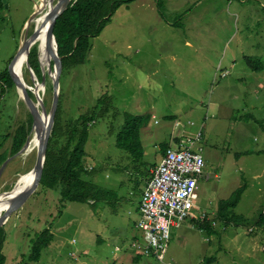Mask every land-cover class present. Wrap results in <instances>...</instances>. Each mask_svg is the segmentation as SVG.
Masks as SVG:
<instances>
[{
  "label": "rangeland",
  "instance_id": "1",
  "mask_svg": "<svg viewBox=\"0 0 264 264\" xmlns=\"http://www.w3.org/2000/svg\"><path fill=\"white\" fill-rule=\"evenodd\" d=\"M161 1L166 18L158 0L122 6L92 40L87 62L65 71L60 82L65 133L91 114L100 98H110L111 107L102 105L89 124L85 162L94 171L90 180L116 197L95 207L67 203L59 215L60 195L39 185L0 226L6 264H119L126 257L128 264H264V224H258L264 214V0ZM40 8L41 0H7L0 11V154L9 160L0 176V195L18 187L19 177L30 174L38 158L39 142L31 148L37 137L31 112L17 86H8L7 75L22 41L42 19L39 13L27 25ZM38 46L33 49L39 54ZM43 56L42 50L45 84L27 65L23 76L37 104L33 92L40 84L50 117L55 65L52 53L49 61ZM125 113L150 119L141 131V163L116 144ZM25 124L32 125L29 145L26 141L24 150L12 155L13 137ZM175 137L203 153L210 178L199 182L192 216L198 220L206 214L215 231L186 221L171 229L163 262L146 256L135 263L133 253L116 248L126 249L138 232L135 209L145 176L161 163L160 148ZM243 185L246 191L234 211L246 221L219 222L220 201ZM46 229L54 240L32 263V241Z\"/></svg>",
  "mask_w": 264,
  "mask_h": 264
},
{
  "label": "trees",
  "instance_id": "2",
  "mask_svg": "<svg viewBox=\"0 0 264 264\" xmlns=\"http://www.w3.org/2000/svg\"><path fill=\"white\" fill-rule=\"evenodd\" d=\"M135 1L137 0H76L58 18L54 27V35L57 41L59 56L62 58L60 82L65 71L87 62L92 49V40L102 34L115 13L122 6L129 5ZM4 5L3 0H0V11L4 9ZM163 7V2L158 0L160 15L166 18ZM33 48L29 55V63L38 80L42 82L44 79V71L40 61L42 47L38 46L39 54ZM259 67L253 66L252 68L258 70ZM7 76L9 80V85L8 83L7 85L15 87L10 72H8ZM29 94L33 97L30 91ZM107 104L108 108L111 107L109 96L100 98L91 114L82 115L74 123L72 130L67 133L64 132V126L61 123L60 104L58 106L52 133L49 138L47 158L40 187L45 190L56 191L60 195L59 215L62 214V210L67 203H79L95 207L99 203L109 200L111 196L116 197L115 192L104 189L92 179L90 180L94 171H89L85 162V158L87 157L86 145L90 137L89 124L95 121L96 116L100 115L99 112L102 105ZM149 120L147 116L143 117L141 115L125 113L123 126L116 137L117 146L130 154L135 163H141L144 159L145 151L141 141V131L147 127ZM31 122H33L32 116ZM29 124H25L17 129L12 142V155L17 154L24 147L32 127V125L29 127ZM177 141L179 142V140ZM161 148L162 152L166 154L169 145L165 144ZM4 154H0V166L7 159V156ZM145 177L146 182L149 181L151 172L147 171ZM245 191L246 185H243L230 198L220 201L216 214L219 222L232 224L234 222L246 221L244 216L235 215L234 211L241 202ZM90 201H94V204H91ZM194 222L196 225L198 224L201 230L208 233L212 232L213 224L207 219ZM261 223L264 224V214L260 217L258 224L260 225ZM3 233V229L0 228V264H6V257L3 253L5 241ZM53 240L54 235L48 229L37 234L36 238L32 241V250L28 260L32 263L39 262L42 251L49 248Z\"/></svg>",
  "mask_w": 264,
  "mask_h": 264
},
{
  "label": "built area",
  "instance_id": "3",
  "mask_svg": "<svg viewBox=\"0 0 264 264\" xmlns=\"http://www.w3.org/2000/svg\"><path fill=\"white\" fill-rule=\"evenodd\" d=\"M201 136L200 132L197 138L201 139ZM205 168L203 153L181 142L167 150L161 163L151 171L142 193L136 225L141 234L129 245L137 256L164 261L171 229L193 218L194 196L199 182L209 179L205 176ZM200 219H207V215Z\"/></svg>",
  "mask_w": 264,
  "mask_h": 264
},
{
  "label": "water",
  "instance_id": "4",
  "mask_svg": "<svg viewBox=\"0 0 264 264\" xmlns=\"http://www.w3.org/2000/svg\"><path fill=\"white\" fill-rule=\"evenodd\" d=\"M41 1H45V0H41ZM56 1L57 0H50V2L53 5V8L48 13L47 19H46V24H48L47 33H49V35L52 36V40L50 41V45H49V51L50 53H52V61L54 62V65H55V78H54L55 103H54V109L50 117L47 115L45 104L39 94L40 92H39L38 86L40 84L36 86V90L35 92H33L35 95H37V98L39 100V104H37L35 103V101L29 94V91L31 92V90L25 86V84L19 77L18 73L15 71V64L19 60V58L22 57L24 53H30V48L39 35V32L37 30H35L34 33L30 37H27L28 36L27 35L25 39L22 41L20 50L17 56L15 57L10 67V70H9L10 75L15 85L18 88V92L20 94L21 99L26 103V105L28 106L31 112V115L33 118V129L37 133L36 135L38 137L39 149H38V158H37L36 165L34 169L31 171L34 174V177L31 183L25 189H23L22 191L18 193H15V194L12 193L15 189L14 188L13 191L3 194L6 197H9V196L11 197H9V199L7 200L8 207L6 211L4 212L3 217L0 219V226L5 223V220L7 218H10V216L14 212H16L19 208H21L26 203L29 196L40 185V181L42 179L43 172H44L45 162L47 158L49 138L52 133V129H53L54 121H55V115L58 109L60 89H61L60 78H61V71H62V58L59 56V53H58L57 41L54 35V27H55V24L58 18L61 15H63L72 5V3L75 2L76 0H58V2L55 4ZM6 2L7 0H3L4 4H6ZM38 14H39V11H37L35 15L30 19L29 23L27 24L28 27L31 25L32 22L35 21ZM27 66L30 68V70H32L30 63H29V59L27 62ZM41 84L42 85L45 84V75H44V79L41 82ZM19 88H21V91H19ZM40 107H42V110ZM44 118L47 119V126H45V129L43 130V125L45 123ZM28 145H29V141H27L26 143V146ZM23 150L24 149H22V151ZM8 162L9 160H7L2 166V168L0 169V176L3 170L5 169V167L7 166Z\"/></svg>",
  "mask_w": 264,
  "mask_h": 264
},
{
  "label": "bare ground",
  "instance_id": "5",
  "mask_svg": "<svg viewBox=\"0 0 264 264\" xmlns=\"http://www.w3.org/2000/svg\"><path fill=\"white\" fill-rule=\"evenodd\" d=\"M52 8H53V5L50 2V0L41 1V8L39 10V13L43 14V16L39 22H36L38 24H37V27L35 29L39 32V35L30 48V53H31L32 48L34 46L40 45V43H41L42 47H43L42 48L43 55H44L43 58L46 61L50 60L49 59L50 58L49 45H50V41H51L50 38L52 37L51 35H49V33H47L48 24H46V19H47L48 13L50 12V10ZM42 21H44V22L41 25L40 23ZM30 53H24L22 55V57H20L19 60L15 64V71L18 73L19 77L21 78V80L23 81V83L25 84V86L28 89H29V87L24 80L23 71H24V67L27 65ZM19 91H21V88H19ZM44 121H45V123L43 125V130L45 129V126H47V119L44 118ZM37 143H38L37 137H35L32 141L31 148H33L35 145H37ZM33 177H34V174L32 172L28 175L20 176L18 179V187L15 186V189L12 193L15 194V193H18V192L22 191L23 189H25L31 183V181L33 180ZM9 197H11V196H9ZM9 197H6L4 195H0V219L3 217V212H4L3 209L8 207L7 206V200L9 199Z\"/></svg>",
  "mask_w": 264,
  "mask_h": 264
},
{
  "label": "crops",
  "instance_id": "6",
  "mask_svg": "<svg viewBox=\"0 0 264 264\" xmlns=\"http://www.w3.org/2000/svg\"><path fill=\"white\" fill-rule=\"evenodd\" d=\"M211 105H212V107H214V106H217L215 103H211ZM177 140H179V142L177 141ZM175 141V142H174ZM180 143V139H176V137L175 138H172V140L169 142V148L170 147H173L174 145H175V143ZM160 150H161V152H162V148H160ZM165 154L162 152V156H160L161 157V159L163 158V156H164ZM156 166H158L157 164H156ZM210 178V177H209ZM148 182V181H147ZM147 182H146V185H147ZM146 185L144 186V188H143V191H144V189H145V187H146ZM143 193V192H142ZM141 197H142V195H141ZM141 197H140V200H138L137 201V203H136V209H135V213H136V211H137V215H138V220H139V208H140V202H141ZM137 205H138V207H137ZM207 218H208V216H207ZM138 220L137 221H135L134 222V228L138 231V229H137V227H136V225H137V222H138ZM201 219L199 218L198 220H197V218H195L194 216H193V218L191 219V220H189V222L191 221V223H195L194 221H200ZM173 228H177V226L176 227H173ZM197 228H199V226H198V224H197ZM201 230V229H200ZM203 231V230H202ZM215 230H214V228H212V232H214ZM140 231H138V232H134V235H133V237L131 238V242L135 239V238H137L138 236H140ZM130 242V243H131ZM130 243H128V246L126 247V249L124 248V247H117L116 248V252H120V251H123V250H126V251H129V252H131V253H133L134 254V256L132 257V261L133 262H138V261H140L143 257L142 256H137L130 248H129V245H130ZM116 260V259H115ZM128 262H129V260L127 259V257L126 258H122L121 259V261L119 262V264H128ZM134 264V263H133Z\"/></svg>",
  "mask_w": 264,
  "mask_h": 264
}]
</instances>
